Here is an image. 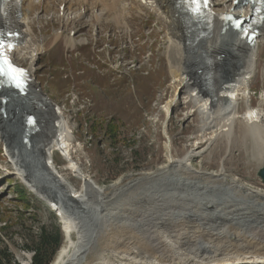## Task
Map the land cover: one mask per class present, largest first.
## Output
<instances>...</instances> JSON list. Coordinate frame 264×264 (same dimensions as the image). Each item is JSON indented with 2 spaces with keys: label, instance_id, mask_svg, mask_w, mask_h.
Instances as JSON below:
<instances>
[{
  "label": "rangeland",
  "instance_id": "obj_1",
  "mask_svg": "<svg viewBox=\"0 0 264 264\" xmlns=\"http://www.w3.org/2000/svg\"><path fill=\"white\" fill-rule=\"evenodd\" d=\"M211 1L217 3L215 8L226 4V0ZM126 3L132 5L126 10L134 17V20L131 19L132 25L127 29L114 22L102 26L98 24L102 21H96L97 23L89 25L85 22L87 17L83 18L81 23L76 21L75 26L72 23L64 24L60 19L47 17L34 20L32 24L36 42L43 40L49 43V38L56 30L63 31L58 43L52 45L48 52L38 55L34 69V81L38 83L40 90L63 110L71 131V140L67 142L68 150L60 149L53 153L56 161L54 172L60 178L69 180L80 193L84 191V181L75 176V169L71 171L70 163L77 164L85 176L98 187L108 190L110 185L116 183V187L108 191L109 202L99 207L102 212L98 214L100 221H110L114 224L120 221L124 214L130 215L133 211L145 212L149 205L143 203V199H137V202L131 200L124 206L121 186L128 180L156 171L165 164V141L168 138L164 133V120L168 125L174 155L183 156L190 148L205 147L204 142L198 143L202 118L189 102L188 94H177L179 101L168 116L164 111L173 94V74L167 56L169 30L166 20L152 6L145 8L139 5L138 0H126ZM90 14L89 12L87 16ZM129 15L127 13L128 18ZM72 29L76 31L77 40L87 39L82 44L76 43V48H69L65 41ZM257 41V70L251 80L249 95L246 94L239 101L234 143L228 147L224 139H219L209 148L206 146L204 153L195 157L191 163L193 167L209 172L219 171L223 166L226 174L264 192V182L257 174L264 165V153L261 155L257 152L250 135L247 134L246 143L240 141L245 136L241 122L246 116L247 104H250L255 112L262 114L264 125V105H260L264 95V30ZM13 58L19 66H28L27 59L21 58L20 55H14ZM197 67L198 70L201 69L202 64ZM113 118L120 126L121 141L118 144H114L102 132ZM27 144L23 143L21 146L28 147ZM4 147V141L0 139V218L4 217L6 226L12 227L0 230V249L6 248L20 264H30L29 258L31 256L32 259L33 251L23 248L26 237L37 241L43 227L51 232L58 226L63 242L56 255L64 244L63 221L58 216L61 212L53 203H47L30 191L25 180L17 174V167L28 172L32 170L30 165L33 164L29 162L32 158L28 157L26 148L21 147L24 149L23 156L27 155L25 157L29 166L23 160L16 162L20 155H17L16 159L11 152L4 150ZM69 156L72 161L68 159ZM187 176L188 174H182L185 180L192 179ZM169 177L156 192L171 183L172 177ZM199 189L203 187L200 186ZM18 190L26 191L25 200H21ZM87 193L92 195V190ZM255 201L239 209L232 205L231 209L226 207L222 210L219 206L224 205L220 203L217 206H209L202 212L189 211L174 215L172 220L180 231L205 234L234 230L241 235L254 233L255 236H262L260 230L264 229V204L259 200ZM93 213L95 212H91V218H95ZM120 216L122 217L119 218ZM6 222L0 221V227ZM131 229L128 233L120 235L116 244L114 241L100 244L97 253L106 256L110 261L118 262L121 259L115 255L117 252L127 254L125 248L137 251L140 243L145 242L144 235H140L134 228Z\"/></svg>",
  "mask_w": 264,
  "mask_h": 264
},
{
  "label": "bare ground",
  "instance_id": "obj_2",
  "mask_svg": "<svg viewBox=\"0 0 264 264\" xmlns=\"http://www.w3.org/2000/svg\"><path fill=\"white\" fill-rule=\"evenodd\" d=\"M84 1L91 6L100 5L107 10L123 6V0H70V8ZM241 1L226 0L225 6L215 8L217 3L210 0L211 9L220 22L208 23L204 18L193 19L189 13L183 11L178 0H139V5L142 7L152 6L158 12L166 20L169 30L167 56L173 74L171 84L173 94L166 103L164 111L168 116L179 101L177 94H188L189 102L194 105L202 118L198 143H205L203 149L197 146L187 150L183 156L174 155L168 125L164 120V133L168 138L165 141V164L158 170L132 178L121 186L124 206L131 200L137 202V199H143V203L149 204L145 212L133 211L130 215L124 214L123 217H119H122L120 221L118 220L120 223L100 221L98 214L102 211H99V207L109 202L108 191L117 184L110 185L108 190L99 187L100 190H93L90 196L83 190L81 193L76 190L69 180L57 176L53 153L60 149L67 151L69 148L71 131L68 121L57 103L52 113L45 112L42 115L37 113L38 115L34 116L36 124L28 126V134H25L26 142L32 145H28L25 141L21 142L31 148V152L27 155L33 157L29 159L30 164H33L30 165L32 170L29 168L31 171L28 172L17 167V174L23 181L26 180L37 197H41L47 203H53L61 212L58 216L63 221L64 244L59 248L51 264H259L264 262V229L262 228V231L259 229L263 233L262 236L260 234L255 236L254 233L241 235L234 230L198 234L197 231L186 229L180 231L172 220L174 215L178 216L189 211L202 212L209 206H217L220 203L224 205L219 206L222 210L226 207L231 209L232 205L235 209H239L245 204H250L251 201L255 203V200L264 202V192L239 181L237 177L226 174L223 166L219 171L209 172L197 169L191 163L195 157L201 156L207 147L214 145L219 139H224L228 147L232 145L239 117L237 115L239 101L246 94L249 95L251 80L256 74L257 40L263 33L264 20L244 44L237 39L236 27L232 28L229 23L221 21L223 15L234 19L246 16L249 10L240 5ZM18 7L19 11L14 12L13 24L21 36L19 43L10 54L27 59L28 66L25 70L34 83L38 54L49 50L54 43L60 41L62 32L53 33L49 43L43 40L36 42L32 24L34 20H39L42 14L49 16L52 14L51 10L48 13L50 2L20 0ZM14 9L17 8L13 6L11 11L13 12ZM126 9L124 5L112 15L111 20L118 25H129ZM87 20L92 21V18ZM103 20L105 18L102 16L96 18L97 22ZM86 40V38L77 40L71 35L65 38L70 48L75 47L77 41L83 43ZM198 64H202L199 70ZM203 69H205L204 74H200ZM263 100L264 95L261 102L259 101L260 105H264ZM15 122L18 126L21 124L19 119H15ZM241 125L245 136L240 141L246 143V136L250 135L254 147L262 155L264 153L262 114L255 112L254 108L247 104L246 116ZM2 132L12 139L13 149L10 148L12 155L16 159L17 155H20L16 162L23 160L27 163L25 157L27 155L23 156L22 153L24 149L18 147L19 145L14 146L15 138H18L20 133V126L14 131ZM8 145L10 147V144ZM49 161L52 166L49 165ZM69 168L71 171L75 169V176L84 181L86 176L77 164L70 163ZM182 174H188L192 179L187 178L189 180L187 181ZM169 176L172 177L171 183L156 192ZM200 186L203 189H199ZM93 211L95 218L90 217ZM131 228L144 235L145 242L140 243L137 251L125 248L127 254L117 252L115 255L121 259L118 262L110 261L105 258L106 256L97 253L100 244L108 241H114L116 244L119 236L128 233Z\"/></svg>",
  "mask_w": 264,
  "mask_h": 264
},
{
  "label": "water",
  "instance_id": "obj_3",
  "mask_svg": "<svg viewBox=\"0 0 264 264\" xmlns=\"http://www.w3.org/2000/svg\"><path fill=\"white\" fill-rule=\"evenodd\" d=\"M29 83L30 81L28 80L26 92L17 91L16 89L9 90L0 84V130L14 131L19 128L15 119H19L21 122L20 133L18 134V138H15L16 141H14V146L19 145L18 147L25 148L27 147L21 146V142L25 141L26 143L25 134H28V126L32 125L29 120L34 118L36 121L34 116L38 115L37 113L40 115L45 112L52 113L56 109L55 102H53L48 95L40 90L38 83L34 84V86H28ZM0 139L4 141V150L11 152L10 148L13 149L11 146L12 139H9V136H6L4 132H0ZM8 144H10V147ZM26 150L31 152L30 147ZM28 157L33 158L32 156ZM257 174L264 182V165L258 170ZM25 184L27 185L26 180ZM27 187L31 191V188L28 185ZM89 190L96 191L100 190V188L86 176L84 179V192L87 193ZM29 259L31 260V256ZM259 264H264V262Z\"/></svg>",
  "mask_w": 264,
  "mask_h": 264
},
{
  "label": "trees",
  "instance_id": "obj_4",
  "mask_svg": "<svg viewBox=\"0 0 264 264\" xmlns=\"http://www.w3.org/2000/svg\"><path fill=\"white\" fill-rule=\"evenodd\" d=\"M119 129V124L113 118L111 121H109L108 126L105 127L102 132H104L105 137L109 138L110 141H112L114 144H118L121 141ZM18 192L20 193L19 195L21 197V200H25L26 191L18 190ZM29 195L30 194L28 193V196ZM27 205H29V203ZM0 221L6 222L4 220V217H1ZM6 225L7 222L4 226L0 227V230L12 227ZM40 234L41 235L37 241L26 237L27 239L23 244L24 249L33 251V256L30 264H50L55 256L58 247L63 242L61 229L58 226H56V228L51 232L43 227ZM0 264H20V262H17L14 259V256L6 251V248H1Z\"/></svg>",
  "mask_w": 264,
  "mask_h": 264
},
{
  "label": "snow or ice",
  "instance_id": "obj_5",
  "mask_svg": "<svg viewBox=\"0 0 264 264\" xmlns=\"http://www.w3.org/2000/svg\"><path fill=\"white\" fill-rule=\"evenodd\" d=\"M185 2L188 5V10L194 17L202 15L209 4V0H185ZM227 19L233 20L234 18L228 16ZM235 27H241L239 20L235 21ZM8 35L13 34L9 33ZM13 47L14 45L7 42L3 38V35L0 34V75L7 77V80L21 92H26L28 82L27 71L12 61L10 52ZM29 122L33 125L36 123L34 118H31Z\"/></svg>",
  "mask_w": 264,
  "mask_h": 264
}]
</instances>
